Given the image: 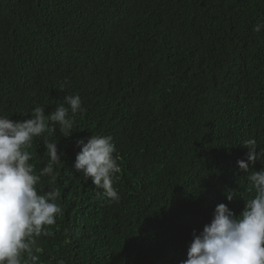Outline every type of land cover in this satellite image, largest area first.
Here are the masks:
<instances>
[{
	"label": "trees",
	"instance_id": "1",
	"mask_svg": "<svg viewBox=\"0 0 264 264\" xmlns=\"http://www.w3.org/2000/svg\"><path fill=\"white\" fill-rule=\"evenodd\" d=\"M260 24L264 0H0V115H47L66 95L84 108L69 136L49 124L27 149L36 175L53 167L35 187L62 208L34 238L37 264H181L218 204L244 210L255 190L242 144L264 149ZM91 135L115 144L118 202L74 167Z\"/></svg>",
	"mask_w": 264,
	"mask_h": 264
},
{
	"label": "clouds",
	"instance_id": "2",
	"mask_svg": "<svg viewBox=\"0 0 264 264\" xmlns=\"http://www.w3.org/2000/svg\"><path fill=\"white\" fill-rule=\"evenodd\" d=\"M262 28L264 24L257 25L254 31L260 32ZM83 111L79 95H66L63 103L47 115L44 107H35L30 118L24 120L0 115V264H22L25 253L31 264H37L32 247L34 238L50 235L48 226L56 224L62 208L55 202V193L39 194L36 190L40 175H51L54 169L47 166L36 175L27 149L34 138L55 130L49 124H58L64 136H69L72 116ZM242 145L249 149L247 161L238 160L237 165L249 173L247 178L255 196L246 201L238 216L227 204H218L211 222L199 234L193 232L187 259L181 264H264V167L249 170V162L260 160L264 149L257 152L256 141L252 139ZM44 146L52 162L62 161L63 153L57 143L46 141ZM77 146L80 151L75 159L76 171L102 189L110 202H118L120 196L113 183L121 169L112 137L91 135L86 141L78 140ZM226 197L231 202L236 190H228Z\"/></svg>",
	"mask_w": 264,
	"mask_h": 264
},
{
	"label": "bare ground",
	"instance_id": "3",
	"mask_svg": "<svg viewBox=\"0 0 264 264\" xmlns=\"http://www.w3.org/2000/svg\"><path fill=\"white\" fill-rule=\"evenodd\" d=\"M204 89V88H203ZM135 97V96H134ZM133 99V98H132Z\"/></svg>",
	"mask_w": 264,
	"mask_h": 264
}]
</instances>
